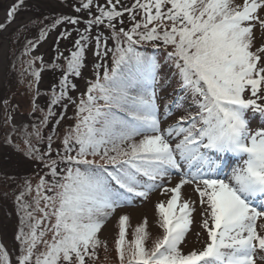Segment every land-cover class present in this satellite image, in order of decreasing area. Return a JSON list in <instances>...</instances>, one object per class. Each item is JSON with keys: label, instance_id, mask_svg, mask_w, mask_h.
<instances>
[{"label": "rangeland", "instance_id": "374dc122", "mask_svg": "<svg viewBox=\"0 0 264 264\" xmlns=\"http://www.w3.org/2000/svg\"><path fill=\"white\" fill-rule=\"evenodd\" d=\"M203 5L0 0V264H123L134 253L264 264V0L227 3L224 15H237L222 26L224 36L237 34L248 56L229 71L209 67L195 47L199 34L180 30L204 16ZM146 43L190 66L213 97L250 106L246 124L228 111L237 130L226 132L225 156H201L167 128L185 116L163 108L176 81L162 88L159 78V91L146 95L157 108L152 131L110 138L96 129L102 85L124 50ZM72 62L76 69L64 73ZM142 151L151 152L137 158L148 159L142 165L154 176L141 174L128 200L103 193L83 170ZM161 157L167 164L150 162ZM176 239L173 250L157 252Z\"/></svg>", "mask_w": 264, "mask_h": 264}, {"label": "trees", "instance_id": "16d2710c", "mask_svg": "<svg viewBox=\"0 0 264 264\" xmlns=\"http://www.w3.org/2000/svg\"><path fill=\"white\" fill-rule=\"evenodd\" d=\"M210 23L202 26L201 24H194L192 22V26L199 30L200 34H202L203 29H206L202 35L197 37L198 40L195 43V47H198L197 52L208 55H213L214 53L218 56V60L223 61L227 58L228 54V43L225 41L224 36L226 33L221 31L216 25ZM77 40L80 42V37ZM81 50H83L82 46H80ZM74 64V62L70 63L67 67V72L64 73H72L76 69L73 66ZM180 65L181 62L175 59L170 52H160L158 44L146 43L142 47H129L124 50L112 75L102 85L104 98H97L100 101L98 108H101L102 113L98 117L97 124L99 126L95 125L96 129H99L100 133L110 138H113L112 133H118L121 136L122 130H127L128 132H137L136 130L146 131L148 127L143 125V121L147 120L144 118L145 116L153 115L145 113L144 110L148 102L143 101V97L145 98L147 92L154 88L155 81L161 78L162 88L170 85L172 81L178 82L177 86L173 87L172 90H178L176 92L180 95L175 96V99L179 100L178 105L182 106L181 115H185L180 118L183 121L182 123L188 129L193 127V130L186 136L194 135V139L190 143L193 144L197 140L199 141L203 135L209 136L210 138L207 139L202 148L206 151H221L222 146L219 142V136L222 127L219 130H215V128H219L217 127V122L219 121H216V118L213 116H202L205 109L200 103L199 95L204 97L205 92L204 90L199 92L201 87L198 89V84L202 87L203 85L196 79L194 81H197V84L193 85L191 74L187 72V75H184V70L179 68ZM217 66L219 68L224 67L218 63ZM66 80L67 75H65V80L64 78L60 79L59 87L66 85ZM180 82H182V85L179 84ZM171 105V102H167L165 109L168 110ZM194 108H196V111L198 110V113H195ZM55 126L56 123L55 125H51V137L54 135ZM188 129L185 132H189ZM124 158H130V155L126 154L111 162H89L87 165L83 164L86 166L83 170L95 180L100 187L98 189L103 193L107 192L112 196L123 195L118 186L111 181V177H109L111 174L107 173L111 171L117 179L118 184L121 182L133 189L132 184L133 182H138V179L135 178L134 172L125 165V161H120ZM112 163H117L119 166L117 168L113 167ZM135 165L139 172L144 171L141 165ZM67 234L69 235L70 232ZM147 256L140 258L134 253L123 264H172L171 262H167V260L157 261L151 255V258L147 259Z\"/></svg>", "mask_w": 264, "mask_h": 264}, {"label": "bare ground", "instance_id": "6f19581e", "mask_svg": "<svg viewBox=\"0 0 264 264\" xmlns=\"http://www.w3.org/2000/svg\"><path fill=\"white\" fill-rule=\"evenodd\" d=\"M237 222H238V221H237ZM237 222H236V223H237Z\"/></svg>", "mask_w": 264, "mask_h": 264}]
</instances>
